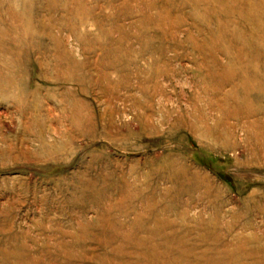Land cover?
<instances>
[{
    "label": "rangeland",
    "instance_id": "obj_1",
    "mask_svg": "<svg viewBox=\"0 0 264 264\" xmlns=\"http://www.w3.org/2000/svg\"><path fill=\"white\" fill-rule=\"evenodd\" d=\"M0 264H264V0H0Z\"/></svg>",
    "mask_w": 264,
    "mask_h": 264
}]
</instances>
